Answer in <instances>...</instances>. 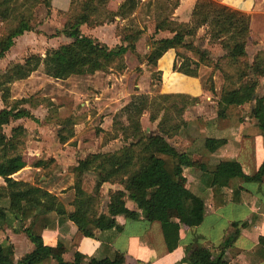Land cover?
I'll list each match as a JSON object with an SVG mask.
<instances>
[{
  "label": "trees",
  "instance_id": "trees-1",
  "mask_svg": "<svg viewBox=\"0 0 264 264\" xmlns=\"http://www.w3.org/2000/svg\"><path fill=\"white\" fill-rule=\"evenodd\" d=\"M45 1L47 0H0V23L10 24L7 31L0 36V59L14 46L16 38L35 30L32 6ZM109 1L72 0L64 27L56 32V35L66 34L71 41L59 45L46 55L31 53L23 60L13 62L8 71V79H25L35 71H43L57 80L97 71L121 72L126 67L124 56L127 51L131 50L139 58L142 57L137 52L136 44L143 34V29L135 28L132 23L118 27L122 44L115 47L82 33V25L94 28L105 23L100 13L107 8ZM141 2L142 0H124L117 11L103 13H107L111 19H131ZM178 3L179 0H175L173 6L176 7ZM16 11L17 15L14 16ZM202 27L208 28L211 40L218 42L224 50L217 60L211 56L208 49L194 43V38ZM161 31H169L172 36L156 39ZM250 32V14L215 0H197L191 22L180 23L166 16L155 24L152 31L153 48L145 55L146 61L149 67L155 69L159 59L169 49H175L182 62L179 67L175 62L174 69L193 77L198 76L202 64L212 66L215 70H222L220 63L224 60H229L236 67L239 65L238 84L235 87H223L218 102V117L231 119L238 115L240 106L255 100L253 115L263 124L264 96H256V92L259 86L258 77L264 75V51L258 53L252 62L247 60ZM180 48L194 51L199 55V60L182 56ZM223 72L228 74L226 70ZM1 73L0 71V96L4 107L0 110V176L4 178L5 184L0 185V201L8 199V206L0 204V216L13 213L19 221V230L27 235L35 248L15 262L14 245L10 242L0 245V264H123L121 253H116L114 257L86 258L81 252H76L74 260H65L62 251L46 245L43 240V230L51 225L55 218L59 223L73 221L78 230L87 237H95L98 232L106 230L121 232L122 228L116 221L115 213H124L130 219L143 217L150 222L158 220L168 223L173 219L172 212L179 210L180 224L195 227L203 222L204 199L187 187L185 176V170L193 166V157L169 141L187 124L183 117L187 108L181 106L174 112V105L165 104L166 100L172 97H190L194 104L200 101L199 98L174 93L151 96L137 90L131 101L115 114L112 130L105 132L110 141L121 139L122 146L113 151L89 153L70 167L75 176L73 188L76 198L73 202L74 212L68 213L65 204L56 194L38 184L12 177L25 166L24 163H18L16 156L24 147L28 135L24 125L14 123L23 118L36 122H39V119L26 106L34 107L31 98L12 99L11 88L1 80ZM159 74L161 75V72ZM228 77L229 75H226V79ZM211 89L214 90L213 81ZM148 111L152 122L159 120L158 133L148 134L143 128L141 119ZM12 124L11 132L7 134L5 127ZM262 133L264 136V128ZM58 135L60 142L66 143L74 136V131L64 135L59 130ZM225 143L226 139L223 138L205 139V147L210 152ZM54 163L55 159L49 158L39 159L33 162V165L50 167L47 173L50 174L55 169ZM88 171L97 174L92 193L84 188V175ZM201 178L204 185L212 189L214 207L218 209L229 201H242V186L235 187L230 193L234 180L258 183L264 181V161L257 173L248 175L237 160H223L213 170L202 169ZM105 183L119 184L121 187L110 189L108 210H100L101 189ZM128 202L135 206L130 207ZM245 225L246 222L241 224L242 227ZM241 226L239 222H234L233 231L217 247L201 245L199 236L195 235L193 242L185 247L183 261L189 264H230L225 259V249L235 245L241 233ZM260 243L264 245V236L260 237ZM215 251L220 252L215 255Z\"/></svg>",
  "mask_w": 264,
  "mask_h": 264
},
{
  "label": "crops",
  "instance_id": "crops-1",
  "mask_svg": "<svg viewBox=\"0 0 264 264\" xmlns=\"http://www.w3.org/2000/svg\"><path fill=\"white\" fill-rule=\"evenodd\" d=\"M47 1L51 8L49 22L46 24L48 30L53 28L55 31L62 30L63 15L60 14L68 15L72 0ZM123 1L110 0L108 6L111 11H117ZM216 1L252 16L251 33L247 43V51L252 62L258 53L264 51V43L261 44L262 39H264V31L257 34L254 29L255 0ZM174 3L175 0H142L132 15V18L135 17L143 29V34L136 44L139 55L145 56L153 48V27L164 17L169 16L172 20L180 23L191 22L197 0H179L176 7L173 6ZM262 21L264 20L262 19ZM130 23L133 24L130 18L122 20L120 17L115 19L108 17L103 25L94 28L82 25L81 30L85 35H90L110 47H115L122 44V36L116 33L117 28ZM51 25L54 26L51 27ZM151 25H153L152 28ZM133 26L136 28L135 24ZM40 29L48 31L45 26ZM205 29L202 27L200 32ZM32 35L37 37L33 31H29L16 38L14 46L3 59H0L1 71L4 69L2 73L6 77L4 81L13 87L14 92L15 85L20 81H25V79L10 81L8 71L12 68V61L23 58L29 50L34 51L27 43V40L33 37ZM171 36V32L161 31L156 39ZM254 38H257L259 42L255 40L257 42L254 44ZM61 39V36H57L46 40V44L49 46L46 53H50L62 43H66H60ZM19 43H22L20 50L17 48ZM216 48L220 51L218 55H223L222 49L219 46ZM211 49L213 48L211 47ZM48 50L49 52H47ZM196 56L197 58H192L198 61V55ZM124 62L126 67L121 72L116 70L110 73L97 71L92 74L93 83L104 84L103 87L92 84V86L102 90L101 94L96 97L95 103L97 104V101L106 96L107 90L112 91L114 96L110 107L102 109L98 106L97 108V116H103L102 127L106 131L112 129L113 113L128 104L132 94L138 92L135 91V88H139L138 90L141 92V83L136 84L133 77L136 75L135 80L138 78L140 74H138L137 67H144L147 62L141 63L138 55L131 50L126 52ZM175 62L179 67L182 58L177 57V50L169 49L159 59L156 70L161 72L162 76L160 92L186 94L200 99L195 105L187 107L183 115L187 124L169 141L178 149L189 152L193 157V166L185 170V176L187 187L194 194L204 199L205 215L203 222L195 227L180 224L178 221L179 210L172 212L173 219L168 223L158 220L150 222L143 217L130 219L124 213H115L116 221L122 228L121 232L115 233L106 230L98 232L95 237H87L78 230L73 221L66 220L59 223L58 219L55 218L54 222L43 230V240L46 245L62 251L65 260H74L76 252H81L86 258L114 257L116 253H121L123 264H189L183 261L185 247L193 242L195 235L199 236L201 245L217 247L233 231L234 222H239L240 226L246 222L245 226L240 227L241 233L235 245L225 249V259L230 264H264V245L260 243V237L264 236V181L258 183L234 180L230 193L235 187L242 186L244 188L242 201H229L226 205L216 209L213 203L212 189L206 187L201 178L202 169L213 170L223 160H237L248 175L257 173L264 161V136L262 133L264 123L260 124L258 118L253 115L255 100L240 106V112L237 116L231 119L219 118L218 102L221 99L225 82L222 72L216 70L213 75L214 90H212L211 85L207 86L206 84V80H208L206 78L212 69L211 67L202 64L198 76L193 77L176 71L174 69ZM146 72L147 67L144 73L146 74ZM258 80L259 86L256 96L260 97L264 96V75L259 76ZM151 82L150 80V85ZM121 88H124L123 93H121ZM13 98L15 99V96ZM31 111L38 118L36 111L34 109ZM26 119L28 118L20 119L14 124H22L30 132L31 127ZM155 133H158L157 124H154L151 131H148V134ZM207 137L223 138L226 139V143L217 150L210 152L205 147ZM89 148L82 143L78 145L69 142L48 144L42 139L36 143L28 140L16 156L18 163H24L25 166L12 177L16 180L38 184L56 194L65 204L68 213H72L75 210L73 202L76 198V191L73 188L75 176L70 171V167L76 165L78 159L84 158L83 156ZM103 151H106V148H103ZM50 157L55 159L53 164L55 169L50 174H47L50 167L33 165V162L39 159L46 160ZM4 184L5 180L0 176V185ZM118 188H120L118 184L105 183L103 193L108 199L110 189ZM0 204L8 206V199L1 200ZM106 205L108 210V201ZM128 205L130 207L135 206L132 202H128ZM19 227V221L13 213L9 212L6 216H0V245L9 242L14 245L15 262L21 260L35 248L34 243L24 232L19 230ZM220 251H215L214 254L217 255Z\"/></svg>",
  "mask_w": 264,
  "mask_h": 264
},
{
  "label": "rangeland",
  "instance_id": "rangeland-1",
  "mask_svg": "<svg viewBox=\"0 0 264 264\" xmlns=\"http://www.w3.org/2000/svg\"><path fill=\"white\" fill-rule=\"evenodd\" d=\"M108 5L107 8L105 10H102V12L100 13L102 14V18L104 20L107 19L109 15L103 12L111 11ZM49 6L50 3L48 1H45L36 6H32L33 21L35 26V30L33 32L37 35V37L32 35L33 37L28 39L27 43L30 47L34 49V51L29 50L28 53L23 56V58H18L17 61L24 59L27 55L31 54L32 52L46 55L47 54L46 49L49 47L46 44V40H49L50 38L61 36L62 41L60 43L70 42L71 38L68 37L66 34L61 33L56 35L57 31H55L54 28L52 30H48L46 24H48L49 22L48 19L51 13V8ZM16 15H17V11L14 12V16ZM60 15L61 16L63 15L61 20L62 21L61 26L64 27L68 15H64V14H60ZM262 19L264 20V0H255L254 29L255 32L257 31V34H260V32L264 31V21H262ZM130 21L133 22V24H135L137 29L141 28L140 24L136 21L135 17L134 18L131 17ZM251 22H252V16H251ZM9 26L10 24L8 23L6 24L0 23V36L7 31ZM43 26H45V28L48 31L41 30L40 28H42ZM53 26L54 25H51V27ZM152 27L153 25H151V28ZM205 28L206 29L202 32H200L201 28L199 29L197 36L194 38V43L200 45L202 48L208 49L211 56L215 60H217L219 58L218 54L220 51L219 49L216 48V46H219L221 49L222 47L218 42H213L211 40V37L208 34V28L207 27ZM116 33H118V28ZM255 40L258 41V39L254 38V44L257 42ZM262 43H264V39H262L261 44ZM211 47L213 49H211ZM17 48H19V50L22 49V43H19ZM50 48L52 50V46ZM222 51L224 52L223 49ZM47 52H49V50ZM179 52L181 53L182 56L183 55L188 57L190 56L191 58L192 57L197 58L196 55H198L194 51L188 48H180ZM12 58H14V56H12ZM139 60L141 63L147 62L145 56L140 57ZM247 60L250 61L249 53ZM12 62H16V61H12ZM11 64L13 66V63ZM117 64L118 62H116V65ZM220 64L222 66V70L223 71L226 70L228 72V74L227 73L225 74V72H223L221 69H216V70H220L224 75L225 82L223 87L226 85H228V87H235L238 84L237 68L239 65H237L236 67L229 60L221 61ZM146 67H147V72H146L147 75L144 73L146 71ZM209 67H211L212 69L211 71H209V75L206 78L208 79L206 80L207 86H210L212 81L214 83L213 75L216 73V70L212 66ZM3 70L4 69H2V71ZM137 70H138V74L140 75L136 80H135L136 75H134L133 80L136 81V84L141 83L140 90L142 93H148L151 96H157L162 93L160 92V87L162 85V76L159 74V71L156 70V68L154 69V67H149V65L147 64L146 66L144 65V67H140V68L138 66ZM0 71H1V67H0ZM33 73L34 75H32ZM33 73L31 74L30 77L25 78V81H20L19 83H17V85H15V92L13 91V87L11 85L5 83L4 80L6 77L3 76V73H1L2 74L1 80L4 82L5 85L10 86L11 88L12 99H14L13 96H15L16 100L21 98H31V104H33L34 107H31L30 105H26V106L32 110L34 109L36 111L35 113L38 115L39 122H36L29 118L26 119V122H28V124L31 127V131L28 132V135L25 140V144L26 141L28 140L33 141V143H36L41 139L48 144L61 143L58 135L60 130L61 133L64 135H68L69 133L74 131V136L70 138L66 143L69 142L70 144L73 145H78L79 143H82L84 146L90 147L86 151L87 153L83 157H86L89 153L103 151V148H106V152H107V151L116 150L122 146L123 141L121 139L111 140V141L108 140V136L105 133L106 130L102 127L104 123L103 116L102 117L97 116L98 106L102 109L106 107H110V104L114 99L113 93L112 91L107 90L106 96L103 99L97 101L96 104L95 103L96 97H98V95L101 94L102 90L97 89L96 87L92 86V84L101 87H103L104 84L93 83L92 74H75L67 79L57 80L55 78L49 77L48 75L46 76V74L43 71H35ZM226 75L227 76L229 75L227 79H226ZM150 80L152 81L151 85H150ZM138 89L139 88H135V91H137ZM123 92H124V88H121V93ZM159 101L160 104H162V100L159 99ZM165 104L167 106H169L170 104L174 105L173 107L174 112L177 108H180L181 106H185V108H187L195 105L190 97L168 98ZM3 107H4V103L0 96V109H2ZM116 113H113V118ZM141 121L145 132L148 133V131H151L152 126H154V124L155 125L158 124L159 120L156 122H152L150 120V111H148L142 116ZM12 125H7L5 127V132L7 134H10ZM96 181H97V174L95 172L93 171L86 172L84 175V188L88 192L92 193L95 189ZM118 186L120 185L118 184ZM101 192H102V196H100L99 208L100 210H105L109 198L108 199L106 198V195L103 193L104 192L103 188L101 189Z\"/></svg>",
  "mask_w": 264,
  "mask_h": 264
}]
</instances>
